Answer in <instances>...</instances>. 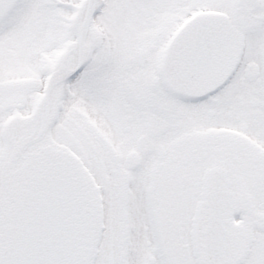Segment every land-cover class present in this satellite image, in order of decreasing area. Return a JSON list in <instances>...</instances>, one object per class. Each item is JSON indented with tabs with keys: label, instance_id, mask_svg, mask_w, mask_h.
<instances>
[{
	"label": "snow or ice",
	"instance_id": "obj_1",
	"mask_svg": "<svg viewBox=\"0 0 264 264\" xmlns=\"http://www.w3.org/2000/svg\"><path fill=\"white\" fill-rule=\"evenodd\" d=\"M0 264H264V0H0Z\"/></svg>",
	"mask_w": 264,
	"mask_h": 264
}]
</instances>
